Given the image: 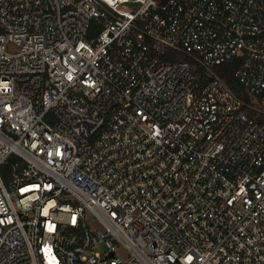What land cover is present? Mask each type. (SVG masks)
<instances>
[{"label": "built area", "instance_id": "2783aa9c", "mask_svg": "<svg viewBox=\"0 0 264 264\" xmlns=\"http://www.w3.org/2000/svg\"><path fill=\"white\" fill-rule=\"evenodd\" d=\"M0 264H264V0H0Z\"/></svg>", "mask_w": 264, "mask_h": 264}, {"label": "trees", "instance_id": "16d2710c", "mask_svg": "<svg viewBox=\"0 0 264 264\" xmlns=\"http://www.w3.org/2000/svg\"><path fill=\"white\" fill-rule=\"evenodd\" d=\"M173 59H189L182 53H173ZM172 59V57H170ZM172 59V60H173ZM240 59L236 58L220 64L216 67L218 73L221 77L226 81V83L239 95L243 96L244 98L248 99V95L244 89L243 84L239 81V79L235 76L234 72L239 64ZM194 71L200 76V79L203 82L207 81V73L206 71L199 67L198 65H194Z\"/></svg>", "mask_w": 264, "mask_h": 264}]
</instances>
